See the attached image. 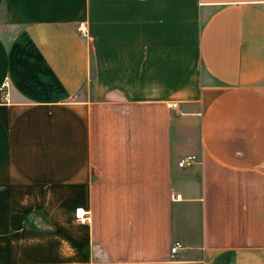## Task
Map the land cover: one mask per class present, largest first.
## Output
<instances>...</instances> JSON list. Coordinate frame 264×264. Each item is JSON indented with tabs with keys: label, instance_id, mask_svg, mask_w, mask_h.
Returning <instances> with one entry per match:
<instances>
[{
	"label": "crops",
	"instance_id": "0c3cea01",
	"mask_svg": "<svg viewBox=\"0 0 264 264\" xmlns=\"http://www.w3.org/2000/svg\"><path fill=\"white\" fill-rule=\"evenodd\" d=\"M0 264H264V0H0Z\"/></svg>",
	"mask_w": 264,
	"mask_h": 264
},
{
	"label": "built area",
	"instance_id": "2783aa9c",
	"mask_svg": "<svg viewBox=\"0 0 264 264\" xmlns=\"http://www.w3.org/2000/svg\"><path fill=\"white\" fill-rule=\"evenodd\" d=\"M78 31L82 34V35H88V26L87 23L83 22L81 24H79L78 26ZM9 86V82L8 80L5 81V83L2 86V91L4 92ZM173 107H177V103H174L172 105ZM197 162V156L196 155H189L183 159H181L178 163L179 166L184 167V166H188L191 165L193 163ZM89 211L84 210L83 208H78L77 209V217L81 220V222H86L89 220ZM182 244L180 241H175L172 246H171V256L173 258L176 257V254L178 252V250L181 248Z\"/></svg>",
	"mask_w": 264,
	"mask_h": 264
}]
</instances>
